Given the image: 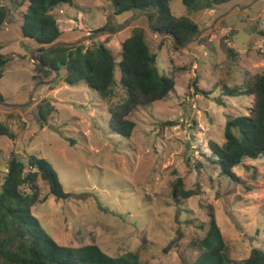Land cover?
<instances>
[{
    "label": "rangeland",
    "instance_id": "obj_1",
    "mask_svg": "<svg viewBox=\"0 0 264 264\" xmlns=\"http://www.w3.org/2000/svg\"><path fill=\"white\" fill-rule=\"evenodd\" d=\"M1 5L9 9L0 25L9 61L0 80V120L15 138L0 136V188L13 153L24 161L30 154L47 159L71 193L56 199L41 182L48 199L32 212L52 237L65 245L96 243L111 256L137 252L143 264H192L199 254L192 241L205 235L214 214L232 259L264 250V155L243 159L234 180L221 173L210 149L211 142L225 141L230 118L250 113L247 82L264 73V0H231L196 12L170 0L174 15H189L200 27L178 47L151 28L154 9L117 15L112 0H72L52 10L62 29L57 42L106 41L117 62L132 29H145L158 69L175 89L138 106L129 116L136 123L130 138L109 124V106L125 99L119 68L107 101L84 83L65 82L64 67L46 76L36 68L39 45L21 33L27 3ZM43 99L49 100L46 121L39 114ZM167 120L179 124L161 127ZM177 178L200 194L178 204L172 196Z\"/></svg>",
    "mask_w": 264,
    "mask_h": 264
},
{
    "label": "trees",
    "instance_id": "obj_2",
    "mask_svg": "<svg viewBox=\"0 0 264 264\" xmlns=\"http://www.w3.org/2000/svg\"><path fill=\"white\" fill-rule=\"evenodd\" d=\"M231 0H182L189 12L201 8H214ZM27 3L23 16L21 33L34 40L42 52L36 68L49 76L66 69L65 82L74 85L84 83L97 90L107 101L114 95L117 84L116 69L120 70L119 84L125 91V99L109 106L110 126L117 133L130 138L136 126L129 116L138 106H147L165 99L174 89L175 81L162 74L157 66V53L146 41L145 29L135 27L122 43V58L116 61L105 42L75 45L56 43L61 35L60 28L52 10L60 4L72 0H22ZM117 15L132 10L149 12L150 26L162 38L172 37L178 47L192 39L200 30L198 22L189 15L176 16L170 0H112ZM9 17L7 6H0V25ZM264 35V31L262 33ZM9 58L2 53L0 44V80L4 76ZM246 93L253 97L248 115L230 118L225 126V141L222 144L211 142L212 161L219 165L221 173L236 179L234 168L245 158L257 159L264 155V73L253 74L247 82ZM4 96L0 90V102ZM49 100L43 99L39 114L43 121L50 109ZM178 121L167 120L161 124L174 126ZM0 136L15 138V133L0 120ZM217 157V158H216ZM41 182L47 186L48 194L56 199H68L56 170L51 163L36 154H30L27 161L15 153L10 157L7 171L0 188V264H143L137 252L128 251L119 256H111L98 244L81 246L65 245L52 237L33 215L32 207L44 202L41 196ZM200 194L199 188H185L181 178L172 183L173 199H189ZM199 254L192 264H264V250L252 248L250 255L243 260L230 257L226 241L217 219L212 214L208 229L203 237L192 241Z\"/></svg>",
    "mask_w": 264,
    "mask_h": 264
},
{
    "label": "water",
    "instance_id": "obj_3",
    "mask_svg": "<svg viewBox=\"0 0 264 264\" xmlns=\"http://www.w3.org/2000/svg\"><path fill=\"white\" fill-rule=\"evenodd\" d=\"M59 44H64V45H75V44H77V42H73V43H67V42H56V43H54L53 45H51V46H49L46 50H49V49H51V48H53V47H55L56 45H59ZM57 73V72H56Z\"/></svg>",
    "mask_w": 264,
    "mask_h": 264
}]
</instances>
